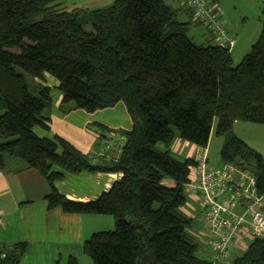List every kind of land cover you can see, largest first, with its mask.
<instances>
[{"label": "trees", "instance_id": "16d2710c", "mask_svg": "<svg viewBox=\"0 0 264 264\" xmlns=\"http://www.w3.org/2000/svg\"><path fill=\"white\" fill-rule=\"evenodd\" d=\"M60 1L0 0V171L8 160L34 170L49 188L47 209L111 217L112 230L82 245L92 264H211L196 255L191 219L182 212L194 160L177 159L170 147L178 138L205 149L214 133L223 138L221 167L250 172L264 194L263 157L232 132L235 122L264 126V4L260 35L234 66L207 29L205 46L188 38V27L201 25L188 10V22L178 19L181 3L175 9L166 0H114L66 11ZM43 74L58 82L63 113L124 105L132 128L118 132L124 144L114 161L92 162L61 138L33 133L49 129L50 89L35 82ZM81 172L121 177L87 203L56 191L63 173ZM25 247L0 248V264H18ZM226 264H264V239H250Z\"/></svg>", "mask_w": 264, "mask_h": 264}, {"label": "crops", "instance_id": "0c3cea01", "mask_svg": "<svg viewBox=\"0 0 264 264\" xmlns=\"http://www.w3.org/2000/svg\"><path fill=\"white\" fill-rule=\"evenodd\" d=\"M83 1L74 3V8L95 9V6L101 8L110 5L114 0ZM98 1L104 3L98 4ZM87 2L91 4L78 7ZM184 11L179 9L178 19L188 22L189 14ZM222 23L228 31L229 25L223 21ZM192 26H189L187 31ZM201 36L205 43L209 42L210 36L207 32L202 33ZM35 82L50 89L52 100L48 110L49 129L34 128L33 133L36 136L49 140L61 138L77 151L88 156L92 162L108 163L118 157L117 141L111 143L110 149L104 153H100V148L103 140L110 133L107 131H113L112 133L122 137L118 134L119 131H129L132 128V122L121 102L93 113L82 110L63 113L60 111L62 96L57 90L58 82L48 74H43V79ZM100 135L103 136L100 138ZM208 146L209 142L207 147L202 149L176 138L171 144L170 152L179 160H194L201 151H205L208 160ZM6 165V171H0V220L3 223V226L0 225V248L24 242L26 247L18 264H67L70 259H74L76 264H92L82 254V245L93 233L109 231L113 226L111 218L65 214L60 208L47 209L45 197L49 193V188L46 182L34 170L26 169L18 161L8 160ZM53 170L59 171L57 168ZM120 177V173L81 172L76 175L63 173V178L54 183V188L70 201L87 203L107 192ZM189 200L191 205L186 204L182 212L192 219L193 212L198 211L200 206L196 200L190 197ZM198 241V251L210 260L209 245L203 240ZM249 241V236L244 237L246 247ZM230 249L245 250L242 247Z\"/></svg>", "mask_w": 264, "mask_h": 264}, {"label": "built area", "instance_id": "2783aa9c", "mask_svg": "<svg viewBox=\"0 0 264 264\" xmlns=\"http://www.w3.org/2000/svg\"><path fill=\"white\" fill-rule=\"evenodd\" d=\"M181 5L190 12L193 22L210 31L217 45L229 50L234 46L235 39L225 29L214 0H181ZM114 141L118 150L124 144L123 137L111 133L103 140L100 153L108 151ZM188 172L185 190L199 202L211 264H225L232 247L246 249V236L264 239V194L256 192L255 178L250 172L235 165L213 168L208 165L205 151L194 159ZM0 225L3 226L1 220ZM192 236L200 239L198 235Z\"/></svg>", "mask_w": 264, "mask_h": 264}, {"label": "rangeland", "instance_id": "374dc122", "mask_svg": "<svg viewBox=\"0 0 264 264\" xmlns=\"http://www.w3.org/2000/svg\"><path fill=\"white\" fill-rule=\"evenodd\" d=\"M78 1L79 0H62L60 1L59 6L63 10L70 11L72 9H76L74 8L75 6L74 3H78ZM86 1L88 0H84L83 2ZM165 2L167 5L177 9L179 7V3H181V0H174V1L166 0ZM215 2L217 3L219 8L221 21L229 25L227 27L228 31L229 33L231 31V35L235 39L234 47L230 48L229 52L231 55L233 65L237 66L240 63L241 59L247 53H249L251 46L256 42V40L260 35L261 25H262L261 8L264 4V0H215ZM97 3L102 4L104 2L98 1ZM90 4L88 2L84 4L82 3L78 5V7L82 8ZM95 8L97 7L95 6ZM181 10L184 11L186 9L182 7ZM181 20H183V17H181ZM191 24L194 23L192 22ZM82 28L86 32L91 31L89 22L84 24ZM205 32L206 31L204 28L193 25L189 29V31H187L186 34L194 44L205 46L207 44L205 43V41L202 39L201 36V34L202 33L205 34ZM9 51L11 53H17V50L14 48L9 49ZM72 110H76V109H72ZM69 111H67L66 113H68ZM232 132L238 139L243 141L249 148L259 153L264 159V126L263 125L235 122L233 124ZM222 143H223V138L220 136H216L214 133H212L208 146L209 148L208 165L213 168L221 167L219 153L222 147ZM158 147L160 146L158 145ZM190 203L191 201L189 200L188 197L186 204L191 205ZM199 211L200 209L198 211L196 210V212H193V218L191 219V225L188 228V233L190 235L192 234L198 235V237H200V239L205 242L208 239L207 237L203 236L204 235L203 224L201 222V212ZM112 229L113 226L110 228V230ZM194 238L196 241L200 240L197 239L196 237ZM242 252L243 251L240 250L229 249L228 259H227L228 261L226 260L225 264L226 262H230L234 257L241 255ZM196 255L206 259V255H202L198 250L196 252Z\"/></svg>", "mask_w": 264, "mask_h": 264}]
</instances>
